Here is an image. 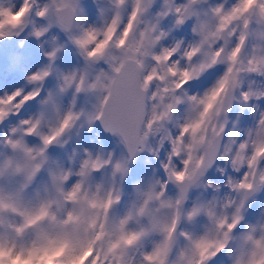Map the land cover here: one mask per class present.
<instances>
[{
    "label": "snow or ice",
    "instance_id": "snow-or-ice-1",
    "mask_svg": "<svg viewBox=\"0 0 264 264\" xmlns=\"http://www.w3.org/2000/svg\"><path fill=\"white\" fill-rule=\"evenodd\" d=\"M106 2L111 16L101 7L88 25L81 0H0V127L8 128L0 137V264H264V212L242 224L264 192V112L243 139L229 133L225 141L233 101L255 112L264 100V91L242 87L245 75L264 78V0H164L153 23L144 20L152 0ZM167 17L175 27L191 21L194 41L163 46L158 25ZM52 29L63 41L46 39ZM29 38L39 43L40 68L29 67ZM65 48L77 66L60 71ZM217 65L214 85L188 95ZM17 78L23 86L9 87ZM32 102L37 112L22 116ZM181 106L189 113L182 122ZM85 133L97 143L117 138L121 154L80 147ZM73 137L66 161L51 155ZM162 148V175L135 184L121 210L131 165ZM217 160L238 174L226 185L234 195L193 199L195 190H215L205 177Z\"/></svg>",
    "mask_w": 264,
    "mask_h": 264
},
{
    "label": "rangeland",
    "instance_id": "rangeland-1",
    "mask_svg": "<svg viewBox=\"0 0 264 264\" xmlns=\"http://www.w3.org/2000/svg\"><path fill=\"white\" fill-rule=\"evenodd\" d=\"M41 2H45V0H41ZM163 2L164 0H156V2L153 4L151 11L148 12L144 17L145 22H156V13L161 10ZM174 2L183 3V0H174ZM232 2H234V0H207V4L204 7L214 6L221 3L227 5ZM130 3L131 0H129V5ZM81 4L84 9V19L88 25H94L97 23L100 17L101 7L105 10L106 16H111V10L106 0L101 3L100 7L97 6V0H81ZM128 10V6L122 9V16L124 18H126ZM158 26L160 31L166 33V36L162 41V44L165 47L175 44L177 41H182L184 45H188L192 43L195 39L192 34L191 21L185 23L184 26L175 27L173 23V18L167 17L160 20ZM54 35L57 36V39L59 41H63V35L58 34L55 29L50 30L46 39L50 41L51 36ZM25 46L32 52L34 57L29 67L32 69L42 67L45 64V61L41 56L39 43L33 38H29L25 41ZM44 47H49V44H45ZM70 51V48H65L63 50L64 56L56 61V67L60 71H68L70 69H74L77 66V58L68 56V53ZM211 74L212 75L208 77V85L205 87L206 91L214 85V83L216 82L215 79H217V77H220L223 74V65H220L219 69H217V71ZM23 84L24 81L20 78H17L8 86L22 87ZM54 84V78H50L49 81L45 84V89L51 91L54 87ZM191 84L190 91L194 90L196 92V95L199 96V91L196 87H193ZM242 87L246 89L251 88V90L257 92L264 91V78L259 76L245 75L242 77ZM188 95H190V93ZM232 106H234L235 110H233V113H230L229 111V113L227 114V124L229 126V129H226L225 141H227L229 133L233 135V138L243 139L245 131L249 128H252L259 113L264 112V100L254 102V107L256 109L255 112H253L251 105L246 107H240V104L236 101H233ZM181 108L182 110L177 114L175 118L177 121L180 122L186 119L189 115L185 106H181ZM37 110V105L35 104V102H32L22 110V116H32L37 112ZM12 126H15V123H13ZM169 130L175 132L176 129L175 127L170 125ZM7 131V127H0V137L4 136ZM33 143H36V141H33ZM77 143V139L73 137V139L69 140L68 144L65 145L63 148L59 146L53 147L51 149V155L54 158H58V160L60 161H66L67 158L71 155L72 150L77 147ZM79 146L92 151H97L102 148L104 152H111L116 157L121 154L122 149V146L119 144L117 138L115 137L104 136L102 143H97L95 142L94 137L91 134L87 133H85L84 136L79 140ZM165 155L166 149L162 148L159 157H153L150 153H143L136 158L135 162L130 167L129 175L125 178V181L121 185V210L123 209L125 204L130 202V197L133 193V186L135 184L147 177L155 176L159 178L162 175V169L160 168V164L163 162ZM237 176L238 174L234 172L229 165H226L223 160H217L215 166L207 172L205 177V182L211 183L214 186L215 190L207 188L198 189L192 193V197L193 199L203 200H211L215 197L217 200L223 201L225 198L234 195L226 186L228 178L231 177L233 179H236ZM262 212H264V192L258 193L257 196L250 202L247 211L244 214V220L242 221V224L254 223L257 219H259ZM8 219L9 221H11L12 218L9 217ZM26 239L30 240L31 237H26ZM31 264H36V262H31Z\"/></svg>",
    "mask_w": 264,
    "mask_h": 264
},
{
    "label": "flooded vegetation",
    "instance_id": "flooded-vegetation-1",
    "mask_svg": "<svg viewBox=\"0 0 264 264\" xmlns=\"http://www.w3.org/2000/svg\"><path fill=\"white\" fill-rule=\"evenodd\" d=\"M217 69H219V67H218V68H215V69H213V70H209V71H211V73H213V72L217 71ZM209 71H208V72H209ZM206 76H207L206 72H205L204 74H202L201 77L199 78L200 83H201V86H200V88H199V86H196V88H197V90L199 91V94H200V95H202V94L205 92L206 84L208 85V83H207V79H206ZM197 80H198V79H197ZM192 86H193V85H192ZM189 88H190V86H189ZM190 95H196V92L193 91V92L190 93Z\"/></svg>",
    "mask_w": 264,
    "mask_h": 264
},
{
    "label": "trees",
    "instance_id": "trees-1",
    "mask_svg": "<svg viewBox=\"0 0 264 264\" xmlns=\"http://www.w3.org/2000/svg\"><path fill=\"white\" fill-rule=\"evenodd\" d=\"M240 107H242L241 105H240ZM42 264V263H44V264H48V263H50L48 260H42V261H39V262H36V264Z\"/></svg>",
    "mask_w": 264,
    "mask_h": 264
},
{
    "label": "water",
    "instance_id": "water-1",
    "mask_svg": "<svg viewBox=\"0 0 264 264\" xmlns=\"http://www.w3.org/2000/svg\"><path fill=\"white\" fill-rule=\"evenodd\" d=\"M155 2H156V0H152V5H151L150 9L152 8V6H153V4H154ZM150 9H149V11H150ZM149 11H148V12H149ZM187 22H189V21H187ZM187 22H186V23H187ZM183 26H184V25H183Z\"/></svg>",
    "mask_w": 264,
    "mask_h": 264
},
{
    "label": "bare ground",
    "instance_id": "bare-ground-1",
    "mask_svg": "<svg viewBox=\"0 0 264 264\" xmlns=\"http://www.w3.org/2000/svg\"><path fill=\"white\" fill-rule=\"evenodd\" d=\"M44 260H47V259H44Z\"/></svg>",
    "mask_w": 264,
    "mask_h": 264
}]
</instances>
